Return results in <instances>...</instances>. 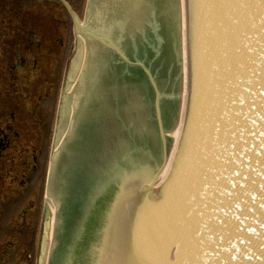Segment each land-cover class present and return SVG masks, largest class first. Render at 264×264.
I'll use <instances>...</instances> for the list:
<instances>
[{
  "label": "water",
  "instance_id": "95a60500",
  "mask_svg": "<svg viewBox=\"0 0 264 264\" xmlns=\"http://www.w3.org/2000/svg\"><path fill=\"white\" fill-rule=\"evenodd\" d=\"M58 1L90 41L96 87L67 85L57 126L50 202L72 264H264V3L92 0L90 33ZM118 23L150 51L115 44ZM181 95L170 122L162 106ZM91 100L94 121L79 118ZM241 175L246 215L216 212Z\"/></svg>",
  "mask_w": 264,
  "mask_h": 264
},
{
  "label": "rangeland",
  "instance_id": "374dc122",
  "mask_svg": "<svg viewBox=\"0 0 264 264\" xmlns=\"http://www.w3.org/2000/svg\"><path fill=\"white\" fill-rule=\"evenodd\" d=\"M65 1H67L72 9H75V18L83 30L90 32L99 31L100 25L87 23L91 6L90 0ZM89 24L92 25L90 28H88ZM29 26L35 29L32 30ZM57 30L62 33L61 40L56 35ZM52 37H55V46L53 51L49 53L46 44L50 41L46 39ZM36 43L39 44L40 49L35 45ZM87 43L88 40L75 26L73 18L69 16L66 8L57 0H0V74L4 72L8 74L11 69L16 74L19 73L17 81L13 83V88L10 90L11 94L7 95L8 103H2L0 111L7 110L6 116H9V107L17 109V104L13 102L15 100L22 101V96L19 92L22 90L31 91L29 86H33L32 89H38L39 92V94L35 91L33 93V99H35L36 104L39 102L44 114L53 116L51 125L48 128H45L42 124V126H34V129L31 130V134H35L34 136L39 138L43 145L38 156V158H41L40 171L36 180L37 184L33 183L29 185L27 191L35 192L39 190V203L46 201L47 184L42 186V183L48 178L49 169L54 166L58 126L57 112L60 107V104H58L59 96L61 92L66 94L67 85L70 86V92L76 94L80 85L86 81V75L83 76V73H85L84 71L87 73L88 68L85 63L87 62V57L84 58L85 55L89 58L86 52ZM40 51L43 53L41 57ZM25 57H31L33 62L26 61ZM76 61H80L81 63L80 66L78 65L77 75L74 74V64H76ZM9 66H11V69L7 70ZM52 77H57L58 81L50 89L48 81ZM18 84H22V86ZM49 92L50 96L45 98L44 95H47ZM37 114L38 112L28 110L27 112L25 111V115L19 117L24 119H20L24 128H26L27 120H29L28 123L34 121L37 123ZM19 118H16L15 121ZM44 118L48 119L46 116ZM14 123V119L7 122L8 125H13ZM24 135L26 134L24 133ZM28 137L30 136L26 135V138L21 139V144L24 147H28L33 143L32 138ZM33 139L35 141V138ZM17 143L18 141L14 143L15 147H17ZM17 190H21L20 184L13 185L12 183L3 195L0 190V199L2 200L0 205H3L4 208V206H7L11 202L10 214L12 215V219L0 215V243H4L10 237L9 231L13 227V224L18 227L15 221L13 223V218L17 217L15 212L20 211V209L27 205L29 207L27 217L32 220L36 219L37 230L32 240L34 242L33 250L28 245L23 254L29 261L27 264H40L45 239L50 237L44 230V220L42 219L40 223L41 210L44 206L39 212L37 211L33 214L30 204L33 197L31 196L30 200L27 201V193L25 192L20 195L17 193ZM6 194H10L8 198L4 197ZM19 205H21V208L15 209ZM40 225L42 227L41 234H39ZM21 236V240H24V233ZM25 239L29 241V237L26 236ZM15 251L16 249L9 252V254L14 256L16 254Z\"/></svg>",
  "mask_w": 264,
  "mask_h": 264
},
{
  "label": "flooded vegetation",
  "instance_id": "af4514ba",
  "mask_svg": "<svg viewBox=\"0 0 264 264\" xmlns=\"http://www.w3.org/2000/svg\"><path fill=\"white\" fill-rule=\"evenodd\" d=\"M47 41L54 40V38H47ZM55 44V43H54ZM47 45V44H46ZM47 47V46H46ZM48 51H51L48 47ZM53 51V50H52ZM25 60L32 63L33 60L31 57H25ZM20 68V67H19ZM11 66H9L10 70ZM1 72V71H0ZM19 74V73H18ZM13 70L11 69L8 74H0V105L2 103H8L7 95L11 94L10 90L13 88V83L17 81V75ZM58 81L57 77H52L50 81H48V86L51 89V86L55 84ZM27 84V83H26ZM19 86H22V84H18ZM27 86H29L27 84ZM30 90H22L19 92V94L22 96V101L15 100L13 103L17 104V109H12L9 107V116H6L7 110L0 111V190L1 194L3 195L10 184H20L21 190H17V193L22 195L25 192L27 193V201L30 200L31 196L33 197V200L30 201L31 208L33 210V214L35 212H39L40 207L36 205V203H39V190L35 192H28L27 189L29 185H32L33 183L37 184V176L40 171V158L38 156L40 155V150L42 148V143L39 138H36L34 135L31 134V130L34 129V126H39L43 124L45 128H48L49 125H51L52 122V115L44 114V112L41 110L39 102L36 104L35 99H33V93L34 91L39 94L38 89H32L33 86H29ZM64 92H61L63 94ZM60 94V95H61ZM45 98H48L50 96V92L47 93V95H44ZM40 97V96H39ZM51 100V98H50ZM33 109H29V108ZM33 110V112H38L36 120L37 123L31 122L28 123L29 120L26 121V128H24L23 123L20 119L24 120L23 118H19L22 115H25V111ZM4 113V114H3ZM44 116H46L48 119H45ZM26 117V116H25ZM16 118H19L15 121ZM14 119V124L8 125L7 122L9 120ZM27 119V117H26ZM24 133L32 138L33 143L28 146L24 147L21 144V139L26 138V135ZM35 138V141L34 139ZM18 141L17 147L14 146V143ZM20 142V147H19ZM15 192V190H14ZM10 194L4 195V197L8 198ZM36 199V202H35ZM0 202L2 200L0 199ZM5 205V202H4ZM16 207V205H14ZM21 205H19L15 209H20ZM11 211V202L4 206L0 205V215H3L4 217H7L8 219H12V215L10 214ZM29 212V207L25 205L20 211H16L17 217L13 218V223L18 224V227H16L13 224V227L10 228V237L4 242L0 243V251H3L0 253V264H9L10 261H12V258L14 259L15 264H27V259H23V255L21 254H15L12 256V254H9V252H12L16 249V251H26L27 246L29 245L31 250L34 248V242H32L34 235L36 233V219H28L27 214ZM8 213V214H7ZM6 214V215H5ZM35 217V215H33ZM39 217V215H38ZM37 217V218H38ZM43 215L41 213V220L42 222ZM21 229H23L21 231ZM41 225H40V232L41 234ZM29 232V234H27ZM24 233V240H21V235ZM29 237V241H27L25 238ZM6 252V253H5Z\"/></svg>",
  "mask_w": 264,
  "mask_h": 264
},
{
  "label": "bare ground",
  "instance_id": "6f19581e",
  "mask_svg": "<svg viewBox=\"0 0 264 264\" xmlns=\"http://www.w3.org/2000/svg\"><path fill=\"white\" fill-rule=\"evenodd\" d=\"M46 46L49 47V49H51L52 51L55 46L54 40H50V42H48ZM90 50H91V44H90V41H88L86 52L88 53L89 56H90ZM84 58L87 59V62H85L86 67H87L89 58L86 55ZM78 65L79 66L81 65L80 61H76V64H74V74L75 75L78 74V71H77L79 68ZM84 72L85 73H83V76L87 75L86 71ZM81 86L82 85H80V87ZM65 101H66V94L63 93L59 96V100H58V104H60L59 110L61 112H57V116L60 118L62 117L64 118ZM52 176H53V172L42 183V186H44L45 184L49 185L47 196H46V201L42 203H36V205L39 206L40 209H42V207L44 206V208L41 210V213L43 215V220H44V230L51 237V239L50 237L45 239V243L42 249V260L40 264H72L63 216L56 202H50ZM35 202H36V199H35ZM15 253L24 255L23 251H15ZM9 264H15V263L13 261H10Z\"/></svg>",
  "mask_w": 264,
  "mask_h": 264
},
{
  "label": "snow or ice",
  "instance_id": "6c2138e0",
  "mask_svg": "<svg viewBox=\"0 0 264 264\" xmlns=\"http://www.w3.org/2000/svg\"><path fill=\"white\" fill-rule=\"evenodd\" d=\"M261 2L264 3V0H261ZM229 6L233 8L253 7V5L251 4L242 3L241 0H233V2ZM189 7H192L191 0H189ZM182 148H183V143H182ZM178 162H179V156L177 158V163ZM232 175H235V173L233 172ZM241 179H243L242 175L236 177V183L234 185H231V188L229 187L231 182L225 184L224 193H223L224 199L221 201L220 204L216 206L215 208L216 212L223 213L225 209L231 212L233 211V205L239 202L243 204V209H244L243 211L240 212V216L244 217L246 215L249 205L243 202V196L246 190L240 186ZM238 229H239V224H237V230Z\"/></svg>",
  "mask_w": 264,
  "mask_h": 264
},
{
  "label": "trees",
  "instance_id": "16d2710c",
  "mask_svg": "<svg viewBox=\"0 0 264 264\" xmlns=\"http://www.w3.org/2000/svg\"><path fill=\"white\" fill-rule=\"evenodd\" d=\"M60 22V21H59ZM61 23V22H60ZM30 27V26H29ZM32 30H34L35 28H32V27H30ZM45 35V34H44ZM56 35L58 36V37H61L62 36V33L61 32H59L58 30H57V33H56ZM54 38V43H55V37H53ZM39 49H40V47H39V44L38 43H36L35 44ZM37 52H39V51H37ZM41 52V55H40V57L43 55V53H42V51H40ZM52 51H49V53H51Z\"/></svg>",
  "mask_w": 264,
  "mask_h": 264
}]
</instances>
